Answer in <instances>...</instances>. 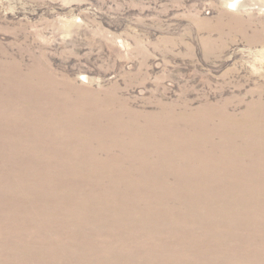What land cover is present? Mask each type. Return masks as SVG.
<instances>
[{
  "label": "rangeland",
  "instance_id": "374dc122",
  "mask_svg": "<svg viewBox=\"0 0 264 264\" xmlns=\"http://www.w3.org/2000/svg\"><path fill=\"white\" fill-rule=\"evenodd\" d=\"M237 1L0 0V264H264V3Z\"/></svg>",
  "mask_w": 264,
  "mask_h": 264
},
{
  "label": "clouds",
  "instance_id": "9594fccd",
  "mask_svg": "<svg viewBox=\"0 0 264 264\" xmlns=\"http://www.w3.org/2000/svg\"><path fill=\"white\" fill-rule=\"evenodd\" d=\"M261 3H264V0H260ZM227 7L229 10H235L237 7V0H226ZM261 12H264V8L260 9ZM254 71H258L257 69H253Z\"/></svg>",
  "mask_w": 264,
  "mask_h": 264
},
{
  "label": "bare ground",
  "instance_id": "6f19581e",
  "mask_svg": "<svg viewBox=\"0 0 264 264\" xmlns=\"http://www.w3.org/2000/svg\"><path fill=\"white\" fill-rule=\"evenodd\" d=\"M239 3V1H237V4Z\"/></svg>",
  "mask_w": 264,
  "mask_h": 264
}]
</instances>
